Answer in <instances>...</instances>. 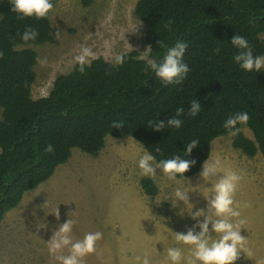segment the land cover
I'll return each mask as SVG.
<instances>
[{"label":"trees","instance_id":"16d2710c","mask_svg":"<svg viewBox=\"0 0 264 264\" xmlns=\"http://www.w3.org/2000/svg\"><path fill=\"white\" fill-rule=\"evenodd\" d=\"M59 1L53 0L54 7ZM135 14L144 24L150 56H162L160 40L169 46L177 40L188 43L183 59L190 71L181 84L162 85L133 51L123 54L121 65L98 58L83 73L75 65L56 78L47 97L34 99L40 56L31 46L55 42L52 11L46 19L18 20L10 0H0V225L28 192L68 163L74 149L97 157L109 137L134 138L157 161L173 156L195 160L185 173L190 178L210 159L214 141L231 135L223 127L225 119L244 111L249 120L237 126L233 147L250 158H264V71H242L230 44L238 34L254 54H264V0H139ZM169 19L171 30L164 26ZM26 27L38 31L35 42L20 39ZM193 99L201 111L184 115L180 129L152 128L178 107L187 112ZM114 121L122 127L113 128ZM194 139L199 143L186 156L184 149ZM48 144L51 153L45 150ZM141 184L146 194L158 195L152 179Z\"/></svg>","mask_w":264,"mask_h":264},{"label":"rangeland","instance_id":"374dc122","mask_svg":"<svg viewBox=\"0 0 264 264\" xmlns=\"http://www.w3.org/2000/svg\"><path fill=\"white\" fill-rule=\"evenodd\" d=\"M138 1L60 0L51 16L55 42L31 46L40 56L33 98L47 97L56 78L72 71L73 57L81 45L90 47L95 59L109 62H114L116 55L141 54L149 45L144 24L135 14ZM244 132L253 138L249 129ZM140 145L134 138L109 137L97 157L74 149L68 163L28 192L0 225V264H59L49 256L44 243L58 226L52 215L57 208L59 223L76 210L69 214L77 221L71 234L74 240L90 231L103 233L84 264H136L134 257L145 254L152 264H168L166 250L177 246L187 256V246L178 244L172 232H185L194 221L187 212L177 215L183 203L173 209L166 194L181 185L168 181L157 169L150 179L159 193L156 197L146 194L141 181L148 177H141L137 168ZM212 152L209 162L215 163L216 175L205 182L199 172L183 183L211 188L219 175L228 171L239 175L233 199L241 215L233 219L244 221L241 235L246 239L234 264H264V158L261 154L250 158L235 149L232 135L216 139ZM189 203L193 212L207 210L199 190L189 193Z\"/></svg>","mask_w":264,"mask_h":264},{"label":"clouds","instance_id":"9594fccd","mask_svg":"<svg viewBox=\"0 0 264 264\" xmlns=\"http://www.w3.org/2000/svg\"><path fill=\"white\" fill-rule=\"evenodd\" d=\"M54 8L53 0H10V11L16 14L18 20L26 18H35L36 20L46 19ZM173 21L169 19L165 22V28L171 30ZM59 33H57L58 35ZM20 39L25 43L35 42L39 36L35 28L26 27L19 34ZM231 46L236 50L233 56V62L246 73H261L264 71V54H254L249 41L241 35L235 34L230 40ZM159 47L165 51L159 58H154L149 54L152 52L151 46L138 55V58L145 61V71L151 72L155 79L162 85H179L186 78L190 71L189 65L184 62V55L188 48V43L184 40H177L169 46L163 41H159ZM95 59L94 51L81 45L78 53L74 55L73 62L78 67V71L83 73L85 68L90 66ZM125 61L124 55H116L115 65H121ZM201 104L193 99L185 112V109L178 107L175 115L167 119L166 122L158 121L153 129L161 131L163 129L178 130L183 124L182 117H195L201 111ZM249 120L247 112L241 111L227 117L223 127L231 135H235L239 128L238 125L246 124ZM113 128L122 127L119 121H114ZM199 141L194 139L188 142L184 149L186 156L190 155ZM139 145V144H138ZM51 153L54 151L53 145L48 144L45 149ZM159 151V148L156 149ZM141 154L137 160V168L141 177L152 178L157 175L159 169L160 175L166 177L168 181L179 183L181 186L172 188L168 196V202L171 207L176 209L182 202L184 208H181L176 214L183 216L185 212L194 221L191 227L185 232H172L175 241L187 246V256L183 255L182 247H168L165 260L168 264H234L238 259L245 237L241 235L242 219H233L240 217L241 213L238 206H234V193L240 176L235 172L228 171L219 175L211 188L186 187L183 183L187 178L185 173L195 165V160L185 159L180 156H173L170 159L157 161L156 157L140 145ZM200 178L207 182L216 175L215 163H210L208 158L202 163ZM189 188L192 191H189ZM201 191L207 201V210L197 209L193 212V205L189 203V193ZM76 211V210H75ZM74 212H70L75 214ZM69 213V214H70ZM69 214L63 223H59L60 217L58 208L55 216L58 226L52 229L51 236L44 243L46 244L49 256L59 264H84V258L96 251V244L102 239L103 233L100 231H90L84 234L82 239H73V226L75 219H70ZM203 217L201 220L200 218ZM39 230V226H36ZM67 250V254H64ZM136 264H152L150 257L145 254L134 257Z\"/></svg>","mask_w":264,"mask_h":264},{"label":"crops","instance_id":"0c3cea01","mask_svg":"<svg viewBox=\"0 0 264 264\" xmlns=\"http://www.w3.org/2000/svg\"><path fill=\"white\" fill-rule=\"evenodd\" d=\"M213 153V152H212ZM212 156V155H211ZM211 158V157H210ZM210 160V159H209Z\"/></svg>","mask_w":264,"mask_h":264}]
</instances>
